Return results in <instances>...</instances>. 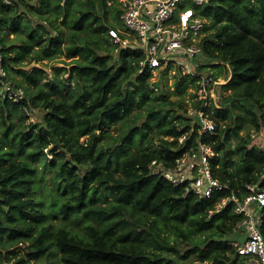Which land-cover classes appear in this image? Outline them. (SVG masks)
I'll list each match as a JSON object with an SVG mask.
<instances>
[{"label": "trees", "instance_id": "trees-1", "mask_svg": "<svg viewBox=\"0 0 264 264\" xmlns=\"http://www.w3.org/2000/svg\"><path fill=\"white\" fill-rule=\"evenodd\" d=\"M12 1L0 0V42L4 66L25 98L14 102L0 86V264L11 254L17 257L14 264H245L247 258L233 245L244 239L238 228L244 213L236 212L232 199L216 208L232 195L243 202L247 184L264 188V0L189 2L210 20L206 30L211 32L201 38V54L209 62L198 71L211 66L229 75L217 88L218 98L204 105L195 99L199 77L177 71L176 92L195 88L190 106L170 99L161 79L155 82L160 93L151 88L153 74L149 68L140 71V54L116 50L109 29L117 27L111 17L121 19L119 0ZM60 18L71 36L66 51L76 57L55 63L53 78L41 84L44 70L22 62L61 49ZM12 32L16 39H10ZM144 102L148 112L138 125L139 116L132 120L128 114ZM201 107L215 121L214 133H201L195 125L197 116L190 110ZM236 107L246 112L253 134H240ZM25 108L43 116L31 121ZM122 119V133L109 135L114 146L106 147L103 137ZM155 125L156 134L149 135ZM233 136L239 138L234 145ZM200 141L213 148L214 177L228 185L209 198L164 175ZM133 143L136 150L130 148ZM153 161L158 164L152 166ZM38 170L48 172V181L56 178L57 185H65L62 226L43 222L46 213L35 188L36 182L41 185ZM40 192L46 196L45 186ZM261 211L264 234V206ZM20 243H26V255L15 250Z\"/></svg>", "mask_w": 264, "mask_h": 264}, {"label": "built area", "instance_id": "built-area-1", "mask_svg": "<svg viewBox=\"0 0 264 264\" xmlns=\"http://www.w3.org/2000/svg\"><path fill=\"white\" fill-rule=\"evenodd\" d=\"M210 0H119L122 10L121 19L124 29L112 27L109 29V39L120 48L133 51V57L139 55L140 71L149 68L152 72L151 88L155 91L159 87L155 84L157 71L166 74H176L181 71L184 75L199 77V88L196 100H202L204 105L211 103L212 97L218 98L217 88L229 77L227 71L219 72L210 67L198 71V66L204 62L195 60L198 53H202L201 36L203 29L209 22L200 15L189 2L205 4ZM12 4V0H4ZM207 63V62H205ZM217 75V77H216ZM0 86L3 95L14 102L25 98V90L11 79L3 62V49L0 42ZM27 114L31 112L25 108ZM197 116L195 125L201 133H214L216 124L204 107L190 110ZM187 133L180 137L182 142ZM255 135V134H254ZM214 156L213 148L202 141L198 149L192 148L176 160L174 168L165 171L167 180L174 184H185L187 190H192L202 198H209L214 191L228 188L214 177L211 158ZM153 161L152 166L157 165ZM249 194L243 202L237 200L235 195L226 197L218 204L220 210L229 200L237 202L236 212L244 213L245 218L238 224L243 230L242 242H233L238 253L247 258L245 264H264V234L261 231L264 206V188L258 184L246 185ZM196 264H214L208 260L198 261Z\"/></svg>", "mask_w": 264, "mask_h": 264}, {"label": "rangeland", "instance_id": "rangeland-1", "mask_svg": "<svg viewBox=\"0 0 264 264\" xmlns=\"http://www.w3.org/2000/svg\"><path fill=\"white\" fill-rule=\"evenodd\" d=\"M24 1H29L31 4L32 2H34V0H24ZM112 3V1L110 2ZM109 3V4H110ZM119 4V2H118ZM188 5H191V3H189ZM23 8H26L23 6ZM30 13V12H29ZM32 14L34 12H31ZM33 16L31 15V19L33 20L32 18ZM111 19L114 21V23L116 24V26L119 28V29H124V22L122 19H115V18H112ZM34 21H36V18H34ZM210 23V20L209 22ZM58 25L62 28V29H65L64 30V42L60 45L61 46V49H59L57 52H54L52 55L48 54L47 51L43 52L44 54V58H41L39 57L36 61H32L30 60L29 58L28 59H25L22 63V67H27V66H30L32 64H35L36 66H39L40 69L46 71H41L40 74H39V83L41 84H44L46 83V81L48 79H51L53 78V74H52V71H53V66L55 63H58L60 61V63L63 61H71L73 58H75L76 56L74 55H71V54H68L67 51H66V46L70 44V41H71V36L69 34V29L66 28V26L62 23V19L60 18L58 20ZM206 27L203 29V33H202V36H204V34H206L207 32H211L210 30H206ZM56 32V31H55ZM82 32V31H81ZM47 36H49L47 34ZM10 39H16V33L15 32H12L10 33L9 35ZM42 47V44L40 45H36L35 48L37 49H41ZM195 60H200L201 62H209L206 58H204L202 56L201 53H198ZM62 64V63H61ZM29 69V67H28ZM157 76H154L155 78L154 79H161L163 80V87L168 90L170 89L171 91V95H170V99H182V101L188 103V105L190 106L191 103L194 101V99L191 97V93L195 91V88L191 85L189 87L186 88V91L185 93H181V92H176L174 90V82H175V77H174V74H167L166 76L163 75L162 72H158L157 71ZM49 76V77H47ZM16 78L18 79H23V75L21 74V76L17 73V75L15 76ZM153 80H151L152 82ZM71 83V86L74 87V82H70ZM160 89L159 91H156V93H160ZM135 98H137V101L140 99L138 96H136ZM149 103V102H148ZM147 102H144L142 105H138V104H134L133 105V109L132 111L128 114V116H130V118H132V120L135 118V116H139V119L137 120V124L138 125H141L145 119V116L147 115V112H148V109H147V105H148ZM171 106L170 105H166V108H170ZM241 114V126H242V129L240 130V134L243 135V134H246L247 132L253 134L254 132V128L250 125V121H249V118L246 114V112L240 108V107H236V112L233 114V116H238ZM43 116V112L42 111H36L35 113H32L31 114V121H38L41 119V117ZM230 121L229 118H227L225 121H223V123H228ZM122 126H123V119L120 120L119 122H117L116 124L112 125V127L108 130L109 133L106 134L102 140V144H104L106 147L108 146V144H112V146H114V143L112 142V138L109 136V135H114V136H119V134L122 133ZM158 128L157 126L155 125L154 127L151 128L150 130V133L149 135H153V134H156ZM100 132V131H99ZM256 138L255 139H260L262 141V139L258 136H255ZM157 136H155V140H156ZM88 139V135L84 136L81 138V141H86ZM239 140V138H237L236 136H233L231 138V143L234 145L235 143H237ZM141 141V140H140ZM264 143V142H263ZM145 144H147V140L145 142ZM143 145V143L141 142L140 146ZM139 146H136L134 143L130 145V148L132 150H136ZM38 163V162H37ZM36 163V164H37ZM45 171V170H44ZM39 173L40 170H38ZM44 174L41 173V185L39 183H35V188L37 189V193H36V198L38 200V204H39V207L41 209L44 210V212L46 213V220L44 219V221H47V222H50V223H54L56 224V226H62L64 224H66V220H63L61 214H60V207H61V202H62V199L64 197L67 196V190L65 188V185H57V180L56 178L54 179H49L48 181V172H43ZM56 180V181H55ZM53 181L54 183H49ZM45 186V190H46V196L40 192V188L41 187H44ZM100 200L99 202H102L103 201V204H107L106 201H104V197L103 196H100L99 197ZM1 216H3L2 212H1ZM71 224H73V222H69ZM238 234V232H237ZM239 235H242L239 234ZM174 236V234H173ZM240 238V237H239ZM182 239V238H181ZM188 243H190L188 241ZM186 242V244H184L182 247V251H184L186 245L189 246ZM19 250V254H23V255H26L27 252H28V248H26V243H20V246L18 248H15V250ZM17 257H15V254H11L10 257L8 258H5L4 262L6 264H14V261ZM43 263H48L47 260H43Z\"/></svg>", "mask_w": 264, "mask_h": 264}, {"label": "crops", "instance_id": "crops-1", "mask_svg": "<svg viewBox=\"0 0 264 264\" xmlns=\"http://www.w3.org/2000/svg\"><path fill=\"white\" fill-rule=\"evenodd\" d=\"M210 113V112H209Z\"/></svg>", "mask_w": 264, "mask_h": 264}]
</instances>
